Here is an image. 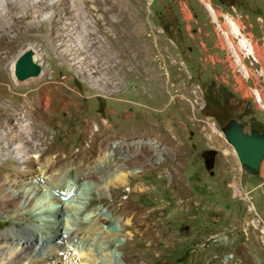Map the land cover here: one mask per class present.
<instances>
[{
  "label": "rangeland",
  "instance_id": "1",
  "mask_svg": "<svg viewBox=\"0 0 264 264\" xmlns=\"http://www.w3.org/2000/svg\"><path fill=\"white\" fill-rule=\"evenodd\" d=\"M208 4L220 13L218 18ZM96 14L98 37L126 60L111 83L95 81L83 71L87 57L93 59L99 48L84 52L72 36L77 30L68 26L64 29L71 32L74 60L62 61L55 48L45 50L35 41L28 43L33 48L20 49L16 60L0 65V108H24L44 92L50 97L49 112L31 109L42 124L39 132L47 134L29 151L47 166V174L62 170L72 180L118 140L131 148L134 140L145 139L168 152L166 164L129 173L125 183L110 181L107 194L92 180L73 189L69 206L86 211L101 206L91 221L77 220L73 210L62 220L63 230L74 232L78 252L85 253L82 261L91 252V264H264V166L263 176L245 173L222 131L232 117L243 120L246 132L264 130V108L249 94L264 84L243 73L246 66L258 64H251L240 42L246 37L256 44L264 68V0H232L229 5L221 0H100ZM237 47L242 61L234 52ZM29 49L44 56L42 73L18 81L11 64ZM210 107L219 110L220 120L209 115ZM21 143L1 140L0 154L17 155L13 148ZM208 150L216 151L213 172L205 164ZM25 165L21 159L0 160V178ZM54 184L51 180L48 186L56 191ZM242 185L251 191L252 205L238 193ZM50 208L57 214L62 206L36 198L21 218L0 208V234L14 231L20 240L23 226L48 229L60 218L54 220ZM121 220L127 224L121 226ZM57 263L65 264L64 258Z\"/></svg>",
  "mask_w": 264,
  "mask_h": 264
},
{
  "label": "bare ground",
  "instance_id": "2",
  "mask_svg": "<svg viewBox=\"0 0 264 264\" xmlns=\"http://www.w3.org/2000/svg\"><path fill=\"white\" fill-rule=\"evenodd\" d=\"M99 1L0 0V65L6 63L11 57L14 58L15 55H19L20 49H26L27 46L33 48V45H28V43L35 41L39 42L45 50L46 48H55L58 52L59 59L62 61L70 62L74 60L77 52H74V49L71 47V32L67 28L64 29L68 26L69 28L71 27L77 30V34L72 36L79 41L76 43L82 46L84 52H92L94 46H98L99 48L98 54H93V59H88L87 57V60L90 61L88 65L83 66V62V71L92 74L95 81L111 83L114 74H116L115 72L118 71L116 70L117 66L119 65L122 70L126 65V60L122 53L119 55L118 53L115 54L112 50V45L110 44V47H107L105 41H101L98 37L100 29L98 28L99 19L96 13ZM208 7L213 14V8L210 5ZM219 15L220 13L214 10L213 16L218 18ZM228 21L235 33L240 34V28L235 29L233 26L234 20L230 19ZM218 25L220 30L228 33V29L221 27V24ZM245 38H240V42H245L247 40ZM255 46L253 45V49L257 52ZM234 47L236 46L234 45ZM238 47L236 50H233L234 52L236 51L237 58L242 61L240 59L242 56L239 53L240 48ZM38 54V52L35 53V58L42 65L41 58L44 56ZM132 56L134 55L132 54ZM117 57L119 58L117 59ZM15 60L12 62V66H14ZM10 71L14 72V69L12 68ZM45 71L43 74H46L47 71ZM243 73L248 74L247 68H243ZM38 95L34 97L32 102L25 104L24 108L26 109L21 106L11 110H8L7 107V109L0 108V141L6 140L10 142L19 139L22 142L20 146L13 148V152H17V155H12V152H9L10 154L2 152L0 154V160H6L9 157L13 160L21 159L22 162L26 163L24 168L19 169L14 167L12 173L5 175V178L4 176L0 178V208L9 214L21 218L26 214L27 210H31L36 198L42 200L48 198L49 201L57 200L60 202L62 209L57 214L53 213V208H50V216H53L54 220H56V217L60 218L58 219V223H51L48 225V229L41 231L29 226L19 228L18 232L22 236L20 240L14 234V231L9 232L7 237L0 234L2 238L0 240V258L5 264H56L62 258H64L65 264H91V252L88 253L85 262H83L82 255L85 253L84 251L78 252L81 250V246L75 247L77 240L75 239L74 232H65L62 227V220L66 222L65 214L73 210L72 213L77 212L79 214L76 217L77 220L84 219L91 221L93 216H95V210L101 206L95 205V208L90 211L81 210L80 206H69L68 200L72 196L73 189L82 185L85 181L92 180L93 182L98 181V185L100 186L99 191L102 194H107L110 181L117 184L120 181L125 183L129 173L134 174L140 172L142 169H146L145 167L147 165H151V160L143 161V155H136V159L131 158V162L134 163L133 165L131 162L128 163L130 157L134 156L132 155L134 150L136 151L135 153L154 147L163 150V153L154 154V161H166V156H168L166 153L168 154V152L159 143L147 144L145 139H133L134 141L129 144L131 148H128V146L127 148L124 147V144H122L123 141L118 140L113 143L107 153H104L101 159H98L97 164L87 166L84 171L80 170L78 176H83V180L78 179V176L70 180V177L62 170L55 174H47V166L36 159L35 155H29V151L39 144L38 141H43L47 134L45 131L39 132L42 124L33 118L31 109H33V106L35 109H43L45 112H49L51 109V101L47 93L44 92ZM28 104H32L29 106L30 109H27ZM35 109L34 111H36ZM140 157L142 158L141 163H136L134 160L137 161ZM37 172H39V175H37ZM84 177L86 178L84 179ZM51 180L55 182L53 187H55L56 191L52 190V186H48ZM126 224L122 220L120 221L121 226ZM91 226L94 228L95 223H91ZM107 229L110 231L113 230L112 228ZM3 237L6 238L3 239ZM22 240L23 244L21 245ZM70 248L71 250H69ZM77 253H79V259H75ZM228 258L229 256L226 257V259Z\"/></svg>",
  "mask_w": 264,
  "mask_h": 264
},
{
  "label": "water",
  "instance_id": "3",
  "mask_svg": "<svg viewBox=\"0 0 264 264\" xmlns=\"http://www.w3.org/2000/svg\"><path fill=\"white\" fill-rule=\"evenodd\" d=\"M225 4H231L232 0H221ZM42 73V65L35 58V52L29 49L20 57L14 66V74L18 81L38 77ZM245 123L239 117L230 118L223 126L222 131L227 141L234 148L242 170L250 175L263 176L264 162V132L258 128L245 131ZM206 168L212 171L215 165V150L203 153ZM213 172V171H212Z\"/></svg>",
  "mask_w": 264,
  "mask_h": 264
},
{
  "label": "built area",
  "instance_id": "4",
  "mask_svg": "<svg viewBox=\"0 0 264 264\" xmlns=\"http://www.w3.org/2000/svg\"><path fill=\"white\" fill-rule=\"evenodd\" d=\"M213 14H214V9H213ZM245 42H242L241 48L246 51V57L250 59L251 64L253 65L258 64L255 68L251 67V69L245 65L248 71V75L249 77L260 78L261 82L264 84V68L260 62L259 56L254 51L252 43L247 40ZM260 64L262 68H259ZM249 94L251 96H254L255 101L259 103L260 107L262 106L264 108V102H263L264 101V88L255 86L253 87V93H249ZM158 153H163V150H160L158 147H154L149 150L138 151L136 155H143V161L151 160V166H153L154 163L155 164L160 163L163 165L166 164V161H154V154H158ZM136 155H134L133 157H130V160L128 161V163L131 162V158L136 159ZM238 193L244 196V198L249 202V204L251 203L252 205L253 197L251 195V191H249V189H246V186L242 185L240 189H238Z\"/></svg>",
  "mask_w": 264,
  "mask_h": 264
},
{
  "label": "flooded vegetation",
  "instance_id": "5",
  "mask_svg": "<svg viewBox=\"0 0 264 264\" xmlns=\"http://www.w3.org/2000/svg\"><path fill=\"white\" fill-rule=\"evenodd\" d=\"M211 106L213 105V103H211L210 104ZM210 111V116H213L215 119H217V120H220V113H219V110L217 111V110H215L213 107H210V108H208ZM260 131L261 132H264V130H261L260 129ZM262 184V183H261Z\"/></svg>",
  "mask_w": 264,
  "mask_h": 264
}]
</instances>
